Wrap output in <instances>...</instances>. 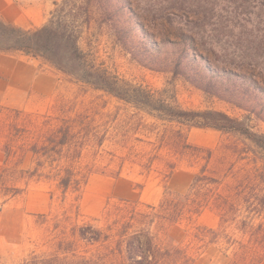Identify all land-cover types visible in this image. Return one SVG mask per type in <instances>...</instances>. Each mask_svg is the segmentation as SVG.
Instances as JSON below:
<instances>
[{
    "label": "trees",
    "instance_id": "obj_1",
    "mask_svg": "<svg viewBox=\"0 0 264 264\" xmlns=\"http://www.w3.org/2000/svg\"><path fill=\"white\" fill-rule=\"evenodd\" d=\"M172 2L175 11H160L153 20H166L176 28V39L165 35L157 40L149 31V25L143 22L147 17L132 0H85L86 6H80L79 11L62 8L58 13L52 12L48 22L37 28H25L0 17V53L20 52L40 57L70 81L108 93L169 123L167 133L160 139V148L167 147L173 159L156 154L149 158L147 166L158 159L165 164L167 177H170L182 160L191 166L200 165L185 193L165 186L164 196L158 204L121 199L123 203L109 212L108 217L113 221L105 228L93 224L78 228L81 240L91 244L107 243V253L81 255L72 260L58 255H34L23 264H109L106 262L108 257L114 260L111 264H194L199 251L219 243L232 249L228 264H263L264 133H256L241 120L222 111L185 109L176 99L168 100L163 94L157 96L151 90L127 83L104 62L90 58L89 52L80 45V27L90 23L88 7L93 5L99 10L101 22L112 29L120 45L139 64L153 71L182 77L205 92L240 107L249 116L264 121V81H259L257 74L241 69V65L235 67L234 63L222 62L215 50L206 47L207 23L212 19L218 23L223 15L206 9L205 1ZM227 18L228 21L236 20L234 14ZM160 25L165 26L164 23ZM214 30V36H219L218 29ZM210 52L215 56L211 57ZM54 119L57 122H52ZM88 120L84 113L48 117L38 138L18 147L31 154L32 170L8 167L14 145L11 141L5 142L0 181L3 182L7 175L18 178L19 173L29 172L31 177L56 181L64 194L69 190L77 192V199H80L84 185L94 171L93 166L81 165L84 150L89 146L98 149L107 139L102 131L93 127V121ZM184 127L232 133L243 138V146L238 143L226 145L220 158L215 159L213 149L190 142ZM121 142L126 143V138L119 139L118 143ZM256 149L261 153L263 165L259 166L256 158L253 166L247 167L248 162L238 167V161L251 160L249 154H256ZM21 190L10 185L6 187L5 195L14 196ZM208 208L219 216L217 227L198 220ZM185 222L191 225L186 231L193 236V241L183 246L169 232ZM63 244L64 252H68L70 242L62 241L60 246Z\"/></svg>",
    "mask_w": 264,
    "mask_h": 264
},
{
    "label": "rangeland",
    "instance_id": "obj_2",
    "mask_svg": "<svg viewBox=\"0 0 264 264\" xmlns=\"http://www.w3.org/2000/svg\"><path fill=\"white\" fill-rule=\"evenodd\" d=\"M132 1L147 17L143 22L149 25V31L157 40L165 35L178 38L177 29L166 20H153L160 11H175L172 0ZM200 1H205L209 11L223 15L218 23L214 19L207 23L209 38H206V47L215 50L222 62L234 63L235 67L241 65V69L257 74V79L263 82L264 0ZM3 2L5 12L16 15V24L25 28L43 26L52 12L58 13L62 8L79 11L80 6H86L85 0ZM88 8L91 19L89 24L83 23L80 27V45L89 52L90 58H95L98 63L104 62L123 81L151 90L157 96L163 94L168 100L176 99L185 109L222 111L241 120L256 133H264V121L249 116L240 107L205 92L182 77L153 71L139 64L120 45L112 29L101 22L99 10L93 5ZM232 14L236 20L228 21L227 17ZM160 23L165 26H159ZM214 28L218 29L219 36H214ZM210 55L215 56L213 52ZM78 113L86 114L88 121H93V127L107 137L100 148L89 146L84 150L81 165L93 166L94 171L88 177L80 199H77V192L71 190L64 194L54 180L31 177L29 172L19 173L18 178L7 175L3 182L0 181V264H23L34 255H58L70 260L81 255H103L108 251V244L81 240L78 236L81 225L105 228L113 221L108 217L109 212L123 203L121 199L158 204L164 196L165 186L178 193L188 191L199 164L191 166L182 160L170 177H167L165 164L158 159L147 166L149 158L156 154L173 159L167 147L160 148V139L167 133L168 122L108 93L70 81L40 57L20 52L0 53V170L4 166L5 142L11 141L14 145L8 167L32 170L31 154L18 149L19 145L37 139L45 129L48 117ZM184 129L191 143L213 149L215 159L220 158L226 145L238 143L243 146V138L232 133L212 128ZM122 137L126 138V143H118ZM256 151V154L250 152L251 160H239L238 167L248 162L247 167L253 166L256 158L258 165L262 166L261 153ZM10 185L20 187L21 192L14 196L5 195V189ZM198 220L204 225L217 227L219 216L208 208ZM190 227L185 222L169 233L186 246L193 241V236L186 231ZM62 241L70 242L68 252L62 248L65 244L60 246ZM226 247L221 243L209 245L198 252L194 264H228L233 253ZM112 261V257L106 258L107 263Z\"/></svg>",
    "mask_w": 264,
    "mask_h": 264
},
{
    "label": "crops",
    "instance_id": "obj_3",
    "mask_svg": "<svg viewBox=\"0 0 264 264\" xmlns=\"http://www.w3.org/2000/svg\"><path fill=\"white\" fill-rule=\"evenodd\" d=\"M3 4H4L3 0H0V17L7 22H13V23L15 22L16 23L17 22L16 15H9L8 13H6L4 6H2ZM1 6L3 9L1 8ZM263 264H264V262H263Z\"/></svg>",
    "mask_w": 264,
    "mask_h": 264
}]
</instances>
